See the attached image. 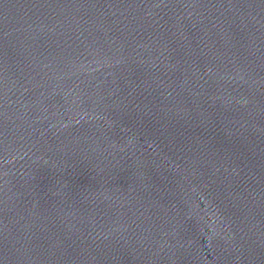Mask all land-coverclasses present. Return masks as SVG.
I'll return each mask as SVG.
<instances>
[{
    "label": "water",
    "instance_id": "water-1",
    "mask_svg": "<svg viewBox=\"0 0 264 264\" xmlns=\"http://www.w3.org/2000/svg\"><path fill=\"white\" fill-rule=\"evenodd\" d=\"M0 264H264V0H0Z\"/></svg>",
    "mask_w": 264,
    "mask_h": 264
}]
</instances>
